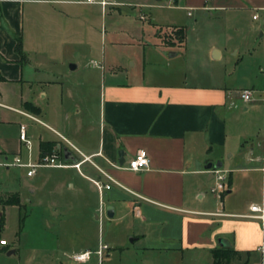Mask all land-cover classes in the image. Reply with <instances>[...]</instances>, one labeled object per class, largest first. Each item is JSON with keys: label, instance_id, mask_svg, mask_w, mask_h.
I'll use <instances>...</instances> for the list:
<instances>
[{"label": "crops", "instance_id": "crops-1", "mask_svg": "<svg viewBox=\"0 0 264 264\" xmlns=\"http://www.w3.org/2000/svg\"><path fill=\"white\" fill-rule=\"evenodd\" d=\"M95 1L0 0V163L15 156L36 163L58 149L60 162L81 161L60 136L89 158L79 170L40 167L31 177L27 168L0 166V200L10 196L19 200V205H0L4 217L0 239L7 242L0 249L15 248L1 234L17 225L21 232L12 234L19 238L23 234L32 244L25 264H88L91 258L77 263L69 257L93 252L101 244L107 250L101 263L92 255L97 264L113 253L130 258L134 253L142 264H149L153 256L161 263L173 256L176 264H185V254L212 258V252L223 246L238 253L234 258L238 264L247 262L258 253L261 228L256 220L239 215L260 202L264 190L242 209L231 208L225 200L233 193V173L264 174L263 166L248 168L261 157L253 152L254 141L245 139L251 134L249 120L241 119L258 105L242 104L237 95L241 89H259L221 85L210 72L194 76L192 82L146 80L145 49L165 53L172 49L160 43L162 27L142 12L154 4ZM173 2L188 16L199 11L206 24L211 12L264 11V0ZM136 9L145 17L139 19L140 27L125 20ZM253 16L252 21L257 20ZM226 21L231 23L230 18ZM170 28L185 30L179 48L183 51L187 28ZM209 41L204 62L221 60L215 38ZM125 45L136 52L131 56L140 58L134 70L123 65L121 57H108V52L118 54ZM239 46L234 44L237 50L232 54L237 70L243 62ZM176 55V50L169 52L170 57ZM263 64L264 53L257 66L261 74ZM233 102L236 107L230 106ZM20 124L26 125L29 148L19 140ZM139 150L148 156V168L127 170ZM214 166H220L225 176L224 191L218 194L209 191ZM100 170L128 191L112 185L100 195L92 182L107 183ZM243 180L251 185L252 176ZM107 208L112 209V217ZM111 231L117 238L110 236ZM16 253L10 250L7 255Z\"/></svg>", "mask_w": 264, "mask_h": 264}, {"label": "rangeland", "instance_id": "rangeland-1", "mask_svg": "<svg viewBox=\"0 0 264 264\" xmlns=\"http://www.w3.org/2000/svg\"><path fill=\"white\" fill-rule=\"evenodd\" d=\"M148 1L152 5L154 4V7L143 9L142 12L147 13L153 23L162 27L158 30L160 43L171 46L172 49L169 52L176 50L177 55L170 57L169 52H161L156 48L145 49L144 60L146 63L144 65V75L146 80L157 82L184 80L192 82L194 76L200 78L201 75L210 72L217 75L221 85L231 87L253 86L255 89H259L253 99L258 105L257 109L254 112L246 114V117L241 116V119L245 120L247 118L250 122L247 131L251 134L245 139H252L254 141L252 145L254 154L264 158V74L259 73L257 69L264 53V35L262 38L260 37L261 32L264 33V11L253 9L250 11L211 12L213 16L210 17V20L206 24L203 23L204 19L201 18L199 11H190L191 16H188L186 11H180L174 8L175 4L173 0ZM135 13L136 15L133 16ZM135 13H131L132 17H127L125 20L128 22L131 20L135 26L140 27L142 21L139 19L141 17L145 19V17L140 16L139 9H136ZM253 15H257V20L252 21ZM228 18L231 19V23L226 21ZM174 26H185L187 28L183 51L179 49L180 42L178 41L175 28H170ZM213 38H215L218 47L221 48L223 58L221 60H211L210 63H206L204 62V56L207 54L209 40ZM236 43L240 45L239 58L243 56L242 65L238 70L235 68L237 58L232 56L233 52L237 50L234 47ZM249 52H253V55L250 56ZM135 53L134 49L125 45L124 49L120 50L118 54L114 55L108 52V57L119 56L122 59L121 62L123 65L134 70L136 68L134 63L140 62L138 55L131 56ZM140 56L142 57L141 54ZM241 105V103L238 104L237 112L241 111ZM262 166L264 167V162L253 161L248 164V168H261ZM225 175L227 176L228 173L226 172ZM245 175L252 176L251 185H247L245 180H243ZM245 175L238 173L232 174L233 193L228 196L227 201L225 200L226 205L231 208L242 209L253 198L259 197L264 190L263 173L254 172L245 173ZM12 229L13 231L21 232V229L17 225L12 227ZM13 231L7 230L1 234L9 241L10 246H15V248L0 249V264H25L26 260L32 255L31 249L28 248L32 245L30 241L26 240L23 234L20 238L19 235L15 236V234H12ZM104 231H106L105 226ZM110 236L117 238V235L113 231L110 232ZM224 242L227 244L226 240ZM10 250H17V253L8 256L7 252ZM131 254L133 255L130 258L113 253L112 257L102 264H142L139 257H136L134 253ZM61 255L62 252L59 256L61 257ZM66 255L70 256L71 253L67 252ZM155 258L157 257L153 256L150 258L149 264H176V258L173 256L168 259L162 258V263L161 261L155 260ZM65 259L68 260L66 257ZM235 259L230 264H238ZM210 261H212V258H207V254L204 253L185 254V264H209L208 262ZM65 264L73 263L67 261ZM88 264H97L95 256L91 257V261ZM241 264H261L260 255L257 253V255L255 254L248 259L247 262L243 261ZM262 264H264V258Z\"/></svg>", "mask_w": 264, "mask_h": 264}, {"label": "built area", "instance_id": "built-area-1", "mask_svg": "<svg viewBox=\"0 0 264 264\" xmlns=\"http://www.w3.org/2000/svg\"><path fill=\"white\" fill-rule=\"evenodd\" d=\"M77 3L79 4H95L97 3L95 0H77ZM101 5H105V2H100ZM264 10V8H263ZM190 15V13H189ZM143 19V17H141ZM253 19H257V15L253 16ZM262 73L264 74V64L262 68ZM257 93L256 90L245 88L241 89L237 92L238 99L242 104H249L253 102L254 95ZM264 95V91H263ZM264 101V98H263ZM231 107H236V104L233 102L230 104ZM20 113L21 115L29 118L32 121L41 123L37 118L34 116L23 112V111H16ZM55 132V131H54ZM60 136V135H59ZM62 140H64L68 145H70L79 155L82 157L81 161L72 163V164H65L59 161V149L58 151H55L49 155H44L40 158V160L36 163H30V162H23L20 157L15 156L11 160H7L5 162L0 163V166L2 167H22L27 168V176L31 177L36 173V170L40 167H55V168H75L77 170L80 169L81 164H83L86 161H89V158L81 154L75 147H73L65 138L60 136ZM19 140L24 144L25 147H30V141L28 140L26 136V125L20 124L19 125ZM260 162H264V158L256 159ZM149 166V158L146 155L144 150H139L135 153V155L132 157V159L127 164V170L130 171H141ZM264 170V168H263ZM101 174L107 179V183H102L100 181L92 180L93 184L95 185L97 191L101 195L105 190H109L112 185H116L124 190H127L124 188L119 182H117L114 178H112L109 174L106 172L100 170ZM224 181L225 176L221 170H214L213 171V182L209 189L210 193L212 194H218L224 191ZM128 191V190H127ZM241 218L245 219H252L256 220L260 224L261 228V234H262V240L260 245L257 248L258 254L261 256V258H264V196L258 203H252L248 207V213L239 215ZM0 245L6 246L7 242L4 239H0ZM107 250V246L104 244H101L97 250L91 252V251H84L81 253L72 254L69 258L77 263H85L90 260L92 255H95L98 258V262L101 263V261L104 258V254ZM262 264V263H261Z\"/></svg>", "mask_w": 264, "mask_h": 264}, {"label": "trees", "instance_id": "trees-1", "mask_svg": "<svg viewBox=\"0 0 264 264\" xmlns=\"http://www.w3.org/2000/svg\"><path fill=\"white\" fill-rule=\"evenodd\" d=\"M176 34L178 36V41L180 43L184 42L185 39V30L183 28H180L176 30ZM43 149H47V144H42ZM48 150V149H47ZM50 153V152H47ZM0 205L8 206V205H19V200L17 196H10L4 200H0ZM4 225V217L0 216V231L2 230ZM238 255L237 252L233 251L229 248V246H223L217 250H214L212 252V264H230V262L236 258Z\"/></svg>", "mask_w": 264, "mask_h": 264}, {"label": "water", "instance_id": "water-1", "mask_svg": "<svg viewBox=\"0 0 264 264\" xmlns=\"http://www.w3.org/2000/svg\"><path fill=\"white\" fill-rule=\"evenodd\" d=\"M66 152H67V150H65L64 149V154H66ZM212 168V166L211 165H209V166H207V169L209 170V169H211ZM214 168L216 169V170H218V168H220V166H214ZM107 215L109 216V217H112L111 215H112V209L111 208H107ZM10 254H12V252H9L8 253V255H10Z\"/></svg>", "mask_w": 264, "mask_h": 264}]
</instances>
